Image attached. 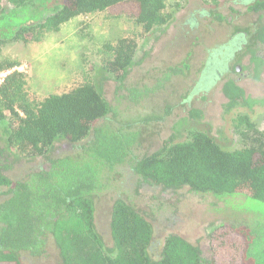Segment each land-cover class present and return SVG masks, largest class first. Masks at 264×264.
Segmentation results:
<instances>
[{
    "label": "trees",
    "instance_id": "trees-1",
    "mask_svg": "<svg viewBox=\"0 0 264 264\" xmlns=\"http://www.w3.org/2000/svg\"><path fill=\"white\" fill-rule=\"evenodd\" d=\"M168 2L8 0V9L0 7V47L40 43L72 19L102 12L114 13L111 18L125 15L145 33L157 31L172 21L175 10L168 12ZM133 50L126 40L105 44L102 54L108 60L96 69L104 77L96 81L84 76L71 91L38 102L29 98L26 76L12 71L20 63L0 57V74L11 71L0 84V190H6L0 194V264H22L23 254L46 257L50 244L59 264H264V214L246 207L256 221L212 229L209 260L173 234L164 239L159 256L151 258L152 225L122 198L111 206L109 245L98 232L95 203L120 186L136 192L145 187L186 189L217 200L242 197L264 204V133L247 114L234 120L240 150L222 149L207 133L192 131L182 142L171 138L153 153L136 155L147 127L163 119L118 120V108L108 103L102 88L104 80H112L122 91L134 65ZM149 91L153 89H130L128 96L139 105ZM223 95L225 113L251 108L233 82L223 87ZM62 143L71 150L56 156ZM22 157H38L46 164L10 179L8 173L22 167Z\"/></svg>",
    "mask_w": 264,
    "mask_h": 264
},
{
    "label": "rangeland",
    "instance_id": "rangeland-1",
    "mask_svg": "<svg viewBox=\"0 0 264 264\" xmlns=\"http://www.w3.org/2000/svg\"><path fill=\"white\" fill-rule=\"evenodd\" d=\"M216 1L169 0L168 12L176 10L173 22L149 33L125 15L111 18L114 13L102 12L77 17L63 25L58 33L47 34L40 43H8L1 46L0 57L20 63L21 72L26 76L29 98L38 102L49 95L71 91L83 83L84 76L96 81L104 77L96 71L108 60V56L102 54L103 46L107 43L115 46L119 40H126L134 46V65L122 91L117 92L112 80L102 82L104 97L111 106L118 108V120L126 122L147 115L163 119L147 127L136 155L153 153L171 138L174 142H182L192 131L207 133L222 149L240 150L243 145L235 133L234 120L247 114L257 130L264 133V89L250 93L248 82L241 79L240 85L255 104L250 109L238 107L225 113L227 101L218 84L208 90L195 88L205 60L218 44L229 38L227 36L234 25L223 10L220 21L215 22L208 17L213 3L219 4L222 0ZM224 6L232 9L230 2ZM0 7L8 9V0H0ZM191 8L201 15L189 20L195 21V26L184 24L187 16L191 18L188 14ZM242 24L246 25L245 22H238L239 26ZM172 70L175 74H170ZM241 70L246 75L248 69L242 67ZM226 78L235 79L236 76L228 73ZM130 89L153 91L147 92L137 105L129 99ZM191 113L193 115L190 116ZM62 145H57V148ZM22 158L27 165L23 163L20 169L13 168L8 173L10 179H21L29 171L46 164L38 157ZM117 190L95 203L98 232L109 245L113 201L122 198L131 202L152 225L153 239L148 252L153 259L159 256L164 239L173 234L197 246L202 256L209 260L208 235L212 229L222 224L240 226L255 222L254 214L244 210V207L264 214V204L242 197L217 200L190 194L186 189L162 192L160 188L145 187L136 192L134 188L120 186ZM5 191L0 190V194ZM21 261L22 264H59L58 253L52 244L46 257L31 258L23 254Z\"/></svg>",
    "mask_w": 264,
    "mask_h": 264
},
{
    "label": "flooded vegetation",
    "instance_id": "flooded-vegetation-1",
    "mask_svg": "<svg viewBox=\"0 0 264 264\" xmlns=\"http://www.w3.org/2000/svg\"><path fill=\"white\" fill-rule=\"evenodd\" d=\"M209 1L214 2V0H202L208 3ZM218 1L220 0L216 2ZM227 2H230L232 9L224 6ZM221 10L228 13L230 23L234 25L231 26L230 35L227 36L229 38L224 43L218 44L205 60L204 70L195 88L208 90L218 84L223 95V87L228 82H233L243 91L244 98L252 106L255 101L247 95L245 88L240 85V80L248 82L250 93H256L259 88L264 89V0H222L219 4L213 3L211 12L207 15L215 22L220 21ZM188 14L191 18L187 16L184 24L195 26V21L189 20L198 18V15L201 17V15L192 8ZM173 20L174 15L171 23ZM238 22L240 24L245 22L246 25L239 26ZM242 67L248 69L246 75H243ZM228 73L236 78L227 79ZM57 149L55 155L59 156L68 153L71 146L63 144Z\"/></svg>",
    "mask_w": 264,
    "mask_h": 264
},
{
    "label": "built area",
    "instance_id": "built-area-1",
    "mask_svg": "<svg viewBox=\"0 0 264 264\" xmlns=\"http://www.w3.org/2000/svg\"><path fill=\"white\" fill-rule=\"evenodd\" d=\"M18 71V72H21L22 71V67H16L14 68L12 71ZM9 73H11V71H8V72H4V73H1L0 74V84L2 83L3 79L6 77V75H8Z\"/></svg>",
    "mask_w": 264,
    "mask_h": 264
},
{
    "label": "crops",
    "instance_id": "crops-1",
    "mask_svg": "<svg viewBox=\"0 0 264 264\" xmlns=\"http://www.w3.org/2000/svg\"><path fill=\"white\" fill-rule=\"evenodd\" d=\"M78 21H79V19H78Z\"/></svg>",
    "mask_w": 264,
    "mask_h": 264
}]
</instances>
